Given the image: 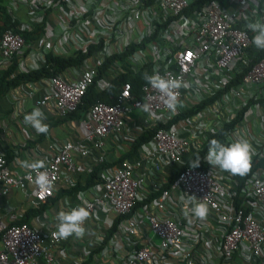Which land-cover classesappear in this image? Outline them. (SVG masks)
I'll list each match as a JSON object with an SVG mask.
<instances>
[{
    "label": "built area",
    "instance_id": "2783aa9c",
    "mask_svg": "<svg viewBox=\"0 0 264 264\" xmlns=\"http://www.w3.org/2000/svg\"><path fill=\"white\" fill-rule=\"evenodd\" d=\"M192 1L8 0L6 11L19 22L17 30L8 29L0 35V70L15 57L17 64L25 67L27 56L31 63L24 70L32 72L45 64L50 53L67 56L78 52L87 56L82 64L66 69V73H71L69 77L57 75L48 79L49 91L35 103H52L61 118L77 110L90 87L105 91L113 80L126 73L121 61L113 59L115 56H120L132 71L171 75L186 84L196 69L207 78V85L198 93L188 94L186 105L182 101L184 87L179 90L180 106L174 113L147 82L141 87V99L133 98L129 82L121 83L112 104L95 103L78 123L83 140L96 150L104 149L108 136L124 132L128 115L142 109L144 103L151 104L148 121L152 130L221 94L192 117L169 128L159 127L151 141L140 146L142 160L122 161L104 170L100 183L79 191V206H91L92 215L109 210L121 218L130 214L134 205L146 198L140 192L144 179L139 173L141 163L157 160L160 165L183 166L207 141L196 145L193 139L201 133L208 138L234 118L237 120L226 131L225 144L243 136L252 145L253 161L264 162V52L253 46L254 33L246 27L249 22L264 21V0H210L197 12H189ZM20 10L24 17L15 14ZM26 31L35 33V40L29 44L21 34ZM250 52L259 55L252 59ZM232 106L243 111L240 119L231 111ZM225 110L231 112L223 119H215V114ZM207 121H211L210 133ZM189 123L193 127L186 129ZM179 124H183L182 128ZM181 131H187L188 138H181ZM137 137L133 136L131 143ZM151 143L152 150L148 147ZM49 151L46 168L41 169L53 180L54 187L47 192L35 184L34 172L12 173L0 152V201L11 189L26 192L30 187L35 205L46 204L55 196L63 173L77 175L86 168L87 173L91 172L86 165L81 168L74 161L76 155L86 162L89 147L64 141L49 145ZM95 159L96 164L104 162V156ZM202 162L204 170L183 169L161 194L132 216L120 219L108 241L105 238L114 221L99 219L97 223L105 227L98 244L101 254L118 249L115 241L129 242L152 233L159 243L148 239L140 248L130 249L121 264H198V250L209 258L215 256L217 264H236L234 259L240 264H264V167L252 172L238 194L227 171H217L206 157ZM64 180L65 188L75 186L68 178ZM192 195L205 198L208 215L220 235L217 243L206 237L213 229L206 220L188 219L190 214L185 215L191 207L188 196ZM63 202L69 205L67 198ZM73 207L76 206L69 209ZM171 207L177 209V217L169 215ZM16 220L15 213L9 214L8 222L0 219V264H58L56 255L63 257L60 247L71 237L52 235L57 224L40 230L26 223L13 224ZM75 242L85 255L89 254L83 238H76ZM208 261L203 257L200 264Z\"/></svg>",
    "mask_w": 264,
    "mask_h": 264
},
{
    "label": "crops",
    "instance_id": "0c3cea01",
    "mask_svg": "<svg viewBox=\"0 0 264 264\" xmlns=\"http://www.w3.org/2000/svg\"><path fill=\"white\" fill-rule=\"evenodd\" d=\"M8 1V0H7ZM16 15L24 17V12L22 10L15 13ZM17 58V57H15ZM15 60V59H14ZM31 63L30 59L25 56L24 64H17L18 71L27 72L24 69ZM124 63V62H123ZM117 66V65H116ZM111 67V66H110ZM115 68V65L112 66ZM200 73L196 74V71ZM71 73H65V77H69ZM207 78L203 77L202 71L196 69L193 74L187 78V87L182 89V101L184 104H188V94L198 93L203 85H207ZM49 91V85L47 80H41L35 83H25L20 86L11 89L4 96L0 97V152L3 155L10 154L12 159L8 161L7 166L10 171L17 175L24 174L27 170L22 167V162L31 159H43L47 160L50 155L49 145L55 143H62L64 141H71L75 144H81L89 147L90 153L86 162L79 156H74L75 164L78 167L87 166L91 170L96 165V157L99 155L104 156V161L112 163L116 161L121 154L128 152L131 148V138L135 135H142V133L150 130L148 113L144 112L142 109H136L128 115L129 120L126 123V130L118 135L114 134L108 136L105 139V147L103 150H96L92 145L86 143L83 140L82 130L79 126V121L68 120L61 118L56 109L53 107L52 103H47L43 106H37L35 103L38 99L43 97ZM34 108L41 109L45 114V123L49 125L50 131L47 135L37 134L34 129L24 123V116L30 113ZM231 111H219L215 114V119H223ZM85 118V115L83 116ZM82 118V119H83ZM213 117L211 116L209 120ZM81 119V120H82ZM193 123H189L187 128H191ZM182 128L183 124L178 125ZM211 121H207L206 128L208 133H210ZM181 138H188L187 131H181L179 133ZM207 139V135L199 134L196 139H193V143L196 145L202 144ZM151 141V140H150ZM149 141V142H150ZM148 147L152 150L153 144H149ZM98 160V158H97ZM142 160V156L138 155L134 161ZM157 166V169H155ZM176 165H160L157 164V160L152 163H141L139 173L144 175L141 194L144 197L158 191V189L171 177V175L176 170ZM220 171L219 168H215ZM87 168L81 174H68L63 173L62 179L57 187L58 190L55 192L56 200L50 205V207L40 216H35L31 219V226H34L40 230L47 229V225L55 226L57 221L55 219L56 213L60 210H69V206H79L81 203V196H78V192L71 193V195L60 196V189H70L65 188L64 179L68 178L70 181L76 185L79 181L81 183L85 182L84 175H87ZM67 198L69 205L66 206L63 199ZM35 200L32 196L31 188L28 187L26 192L20 189H11L6 196H4L0 201V219L4 221H9V214L15 213L18 219H22L25 215L35 208ZM176 208L171 207L168 212L172 217H177ZM115 213L112 211H106L105 213H96L92 215L88 221H86L85 227L87 229V234L83 238L89 250V254L85 255V250L77 245L75 242L76 238L73 236L66 244L62 245L64 250V255L61 257L57 253L56 257L59 259L58 264H121L124 261L126 254H128L130 249L136 248V246H142L147 240L152 242V233H148L146 237H135L129 242H119L115 241L114 244L118 246V249L114 250L113 253L106 252L101 254L99 247V239L103 238L104 229L102 223H97L99 219L107 218L111 220L116 219ZM194 217L189 216L188 219ZM206 223L213 227L211 232L207 233L206 237L211 239L212 242L217 243L220 240V235L218 234V229L214 228L215 225L211 221L210 215L206 217ZM155 243V242H154ZM156 244V243H155ZM110 254V255H109ZM108 255V256H107ZM92 258L90 259V257ZM107 256L106 259H103ZM203 257L209 259L207 264H212L216 262L215 256L209 258L202 251L198 250L195 253V258L200 264ZM236 264H240L237 259H234ZM217 264V262L215 263Z\"/></svg>",
    "mask_w": 264,
    "mask_h": 264
},
{
    "label": "trees",
    "instance_id": "16d2710c",
    "mask_svg": "<svg viewBox=\"0 0 264 264\" xmlns=\"http://www.w3.org/2000/svg\"><path fill=\"white\" fill-rule=\"evenodd\" d=\"M210 0H194L191 2V5L189 6L190 10L189 12H197L203 4L208 2ZM219 2L222 3V0H218ZM6 0H0V35L8 29L12 30H17V25H18V20H12V17L7 13L6 9L7 6H5ZM26 40V42L29 44L33 42L35 39V33L33 32H23L21 33ZM161 42H163L161 40ZM254 46V45H253ZM255 47V46H254ZM256 48V47H255ZM133 48H131V51ZM261 52H264V50H261ZM259 54L258 53H251L249 56L253 58H257ZM86 55H83L81 53H72L71 55L67 56H55L52 53L48 54L45 58V64L43 66L38 67L35 71L32 72H20L18 71L17 68V58H14L11 63L5 67L4 69L0 70V97L4 96L7 92H9L11 89H14L21 84L25 83H35L39 82L41 80H48L53 76L57 75H64L66 73V69L69 67H74L78 66L83 63L84 59L86 58ZM113 59H119L124 66L126 73L122 74L121 76L118 77V79H115L112 81V83L109 85V87L102 92H98L93 86L89 88L87 93L82 99V103L78 106L77 110H75L72 113L67 114L64 119L68 120H74V121H79L83 118L84 114L87 112V110L94 105L97 102H102V103H107V104H112L113 99L116 97V95L119 93L120 88H121V83L124 82H129L131 84V93L133 98L141 99L142 98V92H141V87L143 83H145L144 74L148 73V71L140 70V71H132L130 68V65H125L123 63V59L118 56L114 57ZM101 74H103V71H100ZM150 75V74H149ZM211 100H208L206 102L200 103L198 105H195L191 109H187L184 114H180L177 116H174L171 118V120L168 122L167 125H160L155 127L152 130H148L142 135H138L137 139L131 144V148L128 149V152L121 154L116 161H113L112 163L110 162H102L100 164H96L94 168L91 170V172L87 173V175H84L85 177V182L81 183L80 181L72 188L70 189H60L59 193L60 196L63 195H71V193H75L78 191H84L88 187L93 186L97 183L101 182V175L104 170L107 169H112V167L122 161L128 160V161H134L135 158L138 157L140 153V146L144 143H147L153 136V133L159 128V127H164V128H169L171 125L175 124L181 119H186L192 117L197 111L201 110L204 106V104L213 101L216 98H219L221 96L220 92L218 94H215ZM233 110V113L236 114L238 119H240L243 111H238L237 109L234 108V106L231 107V111ZM236 118L229 122L228 124H224L220 129H217L215 133H212V135H209L207 138V141L205 145L202 147L201 151H199L197 154H195L193 157H191L183 166H176V170L174 173L171 175L169 180H167L159 189L157 192L149 195L148 197L145 198L143 202H138L134 205L133 210L131 211L130 214L121 217H116L114 220L113 227L110 231H108L106 235V240L108 241L109 238L111 237L112 232L116 231L118 222L120 219L130 217L134 212L139 210L143 204L149 202L151 199L157 197L159 194H161L162 191H164L168 187V183L172 180L175 179L177 174L182 171L183 169L187 167H191L194 162L199 159L200 161V166L197 168L200 169H205V164L202 162L203 159H205L206 154H207V149L209 147L210 141L212 139H216L221 141L222 143H225V134L226 131L231 129L232 126L236 122ZM5 160L8 163L12 159V156L10 154H6ZM256 165H260L261 167H264V162L258 163ZM256 165L253 164L252 162V168L251 171L241 177L239 175H232L229 173V176L231 178V181L235 184V191L240 194V190L245 183V181L251 176L253 170L255 169ZM56 200V198L51 199L49 202L46 204L42 205H36L34 209H31L24 218L16 220L13 224H22L26 223L28 225H32L30 223L31 219H33L35 216H40L43 214L49 207L50 205ZM49 206V207H48ZM139 246H136L138 249ZM92 256L90 257V259Z\"/></svg>",
    "mask_w": 264,
    "mask_h": 264
},
{
    "label": "clouds",
    "instance_id": "9594fccd",
    "mask_svg": "<svg viewBox=\"0 0 264 264\" xmlns=\"http://www.w3.org/2000/svg\"><path fill=\"white\" fill-rule=\"evenodd\" d=\"M246 27L254 33L252 43L257 49L264 50V21L256 20L249 22ZM145 81L160 94V99L163 101L165 107L170 112H175L180 106L179 90L182 87H187L186 82L181 79L174 78L171 75L161 76L158 72L149 75L144 74ZM144 112L151 113V104L144 103L141 105ZM24 123L35 130L37 134L47 135L50 131L49 125L45 123V114L39 108H34L30 113L24 116ZM212 135V134H210ZM253 149L250 142L240 136L232 141L230 144L222 143L219 140L212 139L206 154V162L213 168H219L227 171L232 175H239L241 177L247 175L252 168V162L256 163L252 158ZM254 160V161H253ZM263 164V162H260ZM258 164V163H257ZM200 166V161L197 159L191 168ZM22 167L30 172L35 173V184L40 190L51 191L54 187L53 180L47 171H41L46 168L43 159H31L22 162ZM261 167L260 165H256ZM254 169V170H255ZM253 170V171H254ZM229 176V174H228ZM205 199V198H204ZM204 199H197L196 196H188L190 209L185 213L186 216L190 214L199 220H204L209 214V207ZM90 207L76 206L69 210H60L56 213L57 231L52 235L62 239L75 236L77 239H82L87 234L85 227L92 215Z\"/></svg>",
    "mask_w": 264,
    "mask_h": 264
},
{
    "label": "rangeland",
    "instance_id": "374dc122",
    "mask_svg": "<svg viewBox=\"0 0 264 264\" xmlns=\"http://www.w3.org/2000/svg\"><path fill=\"white\" fill-rule=\"evenodd\" d=\"M8 5V1L6 0V2H5V6H7ZM198 73H200L198 70L196 71V74H198ZM152 239H153V241L156 243V244H158L159 243V239L155 236V235H152Z\"/></svg>",
    "mask_w": 264,
    "mask_h": 264
}]
</instances>
